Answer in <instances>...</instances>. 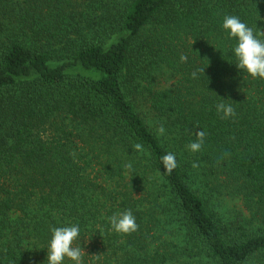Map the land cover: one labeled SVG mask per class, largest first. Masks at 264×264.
Wrapping results in <instances>:
<instances>
[{
    "label": "trees",
    "instance_id": "obj_1",
    "mask_svg": "<svg viewBox=\"0 0 264 264\" xmlns=\"http://www.w3.org/2000/svg\"><path fill=\"white\" fill-rule=\"evenodd\" d=\"M224 15L264 32V0H0V264H42L69 222L85 264H264V79ZM126 209L137 230L112 232Z\"/></svg>",
    "mask_w": 264,
    "mask_h": 264
},
{
    "label": "clouds",
    "instance_id": "obj_2",
    "mask_svg": "<svg viewBox=\"0 0 264 264\" xmlns=\"http://www.w3.org/2000/svg\"><path fill=\"white\" fill-rule=\"evenodd\" d=\"M221 31L229 41H232L228 52L236 69L240 73L246 74L253 79H264V37L260 28L250 26L247 22L241 20L237 15H224L220 22ZM259 30V31H257ZM187 56L181 55L180 60L186 61ZM204 73V69H202ZM195 75V73L193 74ZM215 110L222 114V118H228L235 114L231 103L225 102L222 98L215 104ZM198 129V130H197ZM193 130L195 140L187 145L188 150L197 152L201 149L205 132L197 128ZM159 133L164 132V128H159ZM136 151H142V145H134ZM163 170L171 172L176 166L177 161L173 153L169 152L161 157ZM126 167L131 168V165ZM109 229L117 234H128L137 230L136 218L130 209L122 212L113 213L107 217ZM81 226L78 222H69L63 226L50 227V236L45 250V258L42 264H85V251L81 245V239H84L86 246L88 240L81 236Z\"/></svg>",
    "mask_w": 264,
    "mask_h": 264
},
{
    "label": "rangeland",
    "instance_id": "obj_3",
    "mask_svg": "<svg viewBox=\"0 0 264 264\" xmlns=\"http://www.w3.org/2000/svg\"><path fill=\"white\" fill-rule=\"evenodd\" d=\"M218 198L222 199L221 201L222 209L225 207L224 211L226 214L235 215L241 212L245 218L248 219L251 217V211H249V209L243 208L242 207L243 205L238 198H231L228 196L218 197Z\"/></svg>",
    "mask_w": 264,
    "mask_h": 264
}]
</instances>
